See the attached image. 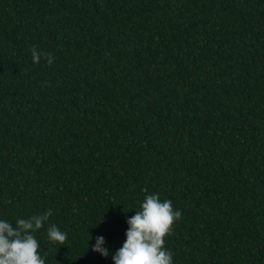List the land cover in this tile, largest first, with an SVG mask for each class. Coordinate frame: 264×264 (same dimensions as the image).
Wrapping results in <instances>:
<instances>
[{"label": "trees", "instance_id": "obj_1", "mask_svg": "<svg viewBox=\"0 0 264 264\" xmlns=\"http://www.w3.org/2000/svg\"><path fill=\"white\" fill-rule=\"evenodd\" d=\"M150 194L172 264H264V0H0V220L114 264Z\"/></svg>", "mask_w": 264, "mask_h": 264}, {"label": "clouds", "instance_id": "obj_2", "mask_svg": "<svg viewBox=\"0 0 264 264\" xmlns=\"http://www.w3.org/2000/svg\"><path fill=\"white\" fill-rule=\"evenodd\" d=\"M31 54L33 63H39L42 56L49 65L54 61L51 53L41 52L35 46ZM51 215L49 208L42 214L16 219L15 226L0 220V264H45L35 233L48 223ZM181 215V211L173 209L170 200L161 202L158 194L146 195L141 210L126 221V239L112 256L114 264H172V254L165 249L164 238L172 232L174 222ZM47 236L58 246L65 245L67 240V234L55 224H49ZM104 244V237L97 236L95 244L91 245L92 251L106 257L108 249Z\"/></svg>", "mask_w": 264, "mask_h": 264}]
</instances>
